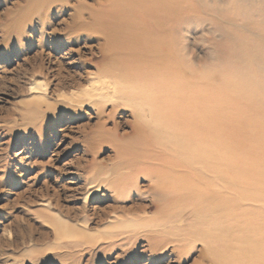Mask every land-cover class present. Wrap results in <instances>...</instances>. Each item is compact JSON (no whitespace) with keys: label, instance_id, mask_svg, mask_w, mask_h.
Instances as JSON below:
<instances>
[{"label":"rangeland","instance_id":"374dc122","mask_svg":"<svg viewBox=\"0 0 264 264\" xmlns=\"http://www.w3.org/2000/svg\"><path fill=\"white\" fill-rule=\"evenodd\" d=\"M191 1L178 33L185 81L199 87L209 81L205 87L216 98L226 94L247 105L230 104L235 113L224 144L231 153L260 155L264 63L219 61L232 44L223 34L240 23L239 6L206 0L197 14L201 0ZM258 1L264 8V0H250L244 11L258 9ZM97 2L0 0V264H210L203 245L182 236L194 233L197 221L213 219L214 231L242 239L239 231L249 234L247 221L256 218L246 205L228 215L203 209L205 170L195 162L183 181L178 175L177 185L156 191L154 172L167 171L161 167L179 155L175 141L186 137L177 126L168 133L167 122H155L152 86L116 78L91 24ZM142 123L146 136L139 140L135 126ZM208 180L223 192L215 178ZM225 205L238 209L233 198Z\"/></svg>","mask_w":264,"mask_h":264},{"label":"bare ground","instance_id":"6f19581e","mask_svg":"<svg viewBox=\"0 0 264 264\" xmlns=\"http://www.w3.org/2000/svg\"><path fill=\"white\" fill-rule=\"evenodd\" d=\"M228 1H235L239 6L240 23L229 27L223 34V41L232 44L225 47L223 57L218 60L247 59L256 66L259 61L264 63V19L260 18L264 17L263 3L258 1V9L247 11L244 8L250 5V0H223L213 3L222 5L229 4ZM191 2L98 0L100 9L91 14V24L105 41L110 56L109 63L117 69L116 78L121 81L135 80L144 86H152L158 100L156 108L154 107L157 112L155 122H167L168 133L171 126H177L180 135L186 137L183 142L175 141L179 155L171 159L173 162L168 161L167 167H161L167 171L163 174L159 170L154 172L156 191L160 193L165 186L177 185V176L181 180L187 177L188 174L185 173L195 162L205 170L206 192L200 200L203 209L223 210L226 215L228 211L229 214H238L235 210L245 209L253 212L250 215L256 218L255 222L247 221L251 224L249 234L239 231L245 236L242 239L237 234H234L237 238L234 235L231 238L229 234L214 231L218 224L213 219L209 223L206 219L197 221V230L182 238L186 242L202 244L205 251L203 258L210 264H264V152L255 154L256 156L252 154L253 157L250 158L231 153V147L224 144L228 139L226 136L230 135L228 121L234 118L235 113L231 112L230 104L234 102L238 108L247 105L236 104L239 101H231L226 94L216 98L213 90L205 87L209 86V81L204 86L200 85L204 89L192 81H185L190 77H186L187 72L181 69L178 33L186 25L184 22L188 21L186 11ZM205 2L206 0L197 2L194 12L201 14ZM243 12L254 15V20H246ZM211 21L219 28L229 26L222 18H211ZM249 22L250 26L246 25ZM136 118L135 124L143 122L141 116L137 115ZM145 126L143 123L135 126L139 140L146 136ZM215 126L218 127L214 128ZM166 133L167 130L163 132ZM219 135L221 137L216 139ZM218 140L221 141L217 143ZM144 156L142 157H151ZM157 159L168 160L165 157ZM207 177L215 178L223 192L215 193ZM174 190L180 192L178 186ZM231 191L234 196L227 195ZM229 196H232L238 209L233 205L229 208L225 205L231 199ZM244 205L246 207L243 209ZM223 219L224 217L219 221Z\"/></svg>","mask_w":264,"mask_h":264}]
</instances>
